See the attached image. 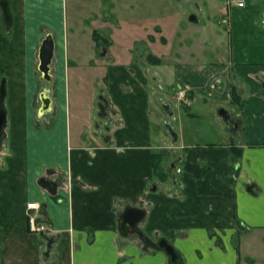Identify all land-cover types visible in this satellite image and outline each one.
Here are the masks:
<instances>
[{
  "label": "crops",
  "instance_id": "0c3cea01",
  "mask_svg": "<svg viewBox=\"0 0 264 264\" xmlns=\"http://www.w3.org/2000/svg\"><path fill=\"white\" fill-rule=\"evenodd\" d=\"M6 1L12 25L6 32L0 12V85L6 90L0 264H168L165 253L150 245L161 239L183 264L218 258L215 264H223L231 255L236 260L231 239L237 223L264 229V0H246L248 15L225 3L216 9L214 19L230 26L228 40L214 28L213 15L190 8L178 43L181 60L166 50L168 29L180 27L184 15L168 14L147 27L139 18L126 46L132 58L107 69L101 91L98 72L83 73L69 59L68 15H79L80 0ZM132 10L146 13L141 5ZM119 31L105 32L106 45ZM49 33L55 47L47 82L38 52ZM96 48L106 55L103 45ZM167 79L176 86L175 104L166 95ZM94 81L95 103L72 112L71 96L80 100L84 85ZM45 90L51 107L41 113ZM101 97L110 105L106 117ZM42 179L54 185L43 187ZM199 180L206 182L203 190L216 193H200ZM31 202L41 206L44 234L30 232ZM128 207L145 211L137 224L141 236L120 232ZM47 239L53 240L49 253Z\"/></svg>",
  "mask_w": 264,
  "mask_h": 264
},
{
  "label": "rangeland",
  "instance_id": "374dc122",
  "mask_svg": "<svg viewBox=\"0 0 264 264\" xmlns=\"http://www.w3.org/2000/svg\"><path fill=\"white\" fill-rule=\"evenodd\" d=\"M80 1L81 3L77 5V10H79L77 11V14L79 15H68L69 18L72 19L71 24L73 25L72 31H70L68 34L69 59L71 60V62H78V65L80 67L76 69H82V72H91V76L93 74L95 75V73L98 72V78H96V81H99L97 83L100 84L99 90L102 88V83L105 82L104 80L106 79V77H108L107 74H109V72L107 71V69L109 67H112V65L114 64H117L119 67L124 66L126 65V62L128 64V61H130V59L132 58V53H129L128 49H126V46L128 44H131L132 37L129 35V33L135 31L137 27L134 26V24L137 25L138 22L141 21L139 19L141 17L146 18L145 23L147 27L149 21L157 22L162 17L169 18V15H184L180 27L178 26L174 28L172 26L171 29H168V33L170 34V36H168L170 46L167 48L166 52H169L172 56L178 58V60L182 59L181 50H183L181 44H178L180 42V38H183L184 36L183 32L181 34V28L182 25H189L186 17L189 16V13L187 11H189L190 8L194 10L198 9L200 12H205L206 15H213L211 23L215 26V29L220 28L222 31H224L226 33V40H228L227 35L229 32L227 33V30H229V24H222L214 19L216 18L215 15H219L218 13H216V9H220L223 7V1L221 0H186L181 4L171 3L170 0H144V4H134L133 0ZM133 5L134 8L138 5H141V8L145 6L146 13H137L133 10L131 11ZM249 7L252 6L251 3L247 1L246 6L239 9H241L243 12L245 11L246 15H248L247 9ZM140 12L143 11L141 10ZM119 19L120 25L116 27L115 22H117V20ZM172 19L174 20V18ZM107 30H112V32H114L115 30H120L119 32H116L117 34L115 36L111 35L108 45H106L107 40L102 35V33L105 34ZM93 31L97 33L96 36L91 35ZM147 38L149 37L146 36V39ZM231 44L235 45V43ZM98 45H103L104 50L107 51L104 57L100 56L101 52L98 50V48H96ZM137 52L139 51L137 50L133 54L137 55ZM191 55L192 53H189V56ZM234 57H237V52L234 53ZM217 61L220 62V58ZM220 64L222 65V63ZM161 72L163 75L166 74L164 68ZM97 84L94 81V84L90 85L89 83H87L86 85H84V87L82 88V92H79L80 100L76 101V99H74L70 95V105L72 112L76 109V107L82 109V111H86L87 109L89 110L92 107L95 102L92 99L93 96L91 94V90L92 87L94 88V86H96ZM174 88L176 89L175 84L167 79L166 95L168 96L172 104L176 103L174 99H171V96L175 94ZM159 90L160 89L158 87L156 91L159 92ZM70 94L72 93L70 92ZM161 132L164 133L163 131ZM163 137H165V134H163ZM254 221L258 223L261 222L257 220ZM242 228V230L245 231L246 234L238 231L239 229H241V223H237V226L233 228V230L236 232L235 234L234 231L232 233L231 248L236 255V260L234 259L235 256L232 257L231 255V257L229 256L228 259L224 260L223 264H264V229L253 228L251 229V231H249V229H246L245 227ZM215 237V246L220 247V244H222V240L218 235ZM187 258L188 256L186 257V259ZM217 260L219 261L220 258H218ZM217 260H210L209 263L215 264V262H218Z\"/></svg>",
  "mask_w": 264,
  "mask_h": 264
},
{
  "label": "water",
  "instance_id": "95a60500",
  "mask_svg": "<svg viewBox=\"0 0 264 264\" xmlns=\"http://www.w3.org/2000/svg\"><path fill=\"white\" fill-rule=\"evenodd\" d=\"M0 12L2 15L3 26L6 32H9L12 25V16L9 9V4L6 0H0ZM189 21L195 22V18L193 15L190 16ZM54 41L52 35L49 33L45 36L42 40L38 52V70L40 71L42 78L45 79L47 82L51 80V64L53 62L54 57ZM5 84L2 83L0 86V145L2 140L5 138L4 128L6 126V111L4 108V98H5ZM41 113L46 112L51 107V100L48 97V92H45L41 95ZM169 132L174 136V132L169 130ZM40 184L43 187L54 185V183L47 182L45 179L40 181ZM247 189H251V186H247ZM45 211H42L44 214ZM145 211L137 208L128 207L123 212L120 218V232L122 234H126L129 231L137 232L140 236L142 235L139 233L137 228V224L144 218ZM48 241V253L50 252L53 240L47 239ZM149 244V242H147ZM150 245L156 249L161 250L165 253L168 258V264H183L181 261L180 254L175 250V248L168 243L165 239H161L158 241L157 244L151 243Z\"/></svg>",
  "mask_w": 264,
  "mask_h": 264
},
{
  "label": "built area",
  "instance_id": "2783aa9c",
  "mask_svg": "<svg viewBox=\"0 0 264 264\" xmlns=\"http://www.w3.org/2000/svg\"><path fill=\"white\" fill-rule=\"evenodd\" d=\"M225 3L229 4H237L239 7L244 6V1L242 0H222ZM27 209L30 210H35L38 211L39 205L35 202H31L27 205ZM38 216L28 214V223H29V229L30 232L36 233V234H43L46 231V225L43 222L38 221Z\"/></svg>",
  "mask_w": 264,
  "mask_h": 264
},
{
  "label": "flooded vegetation",
  "instance_id": "af4514ba",
  "mask_svg": "<svg viewBox=\"0 0 264 264\" xmlns=\"http://www.w3.org/2000/svg\"><path fill=\"white\" fill-rule=\"evenodd\" d=\"M191 16V15H190ZM104 37H105V39L107 40V37H106V35H104V34H102ZM104 49V48H103ZM102 98V97H101ZM102 101H103V103L101 102V105L99 104V111H101V113H102V115L103 116H107V112H106V110H108L109 108H110V105L108 104V103H106V101L102 98ZM219 110H221V117L223 118V120L224 121H226V123L227 122H230V125H229V123H228V126H229V128H231V130H234V129H236V123L235 122H233L232 120H229V114H226L225 113V110L223 109H219ZM174 130V128L172 127V126H170V130ZM173 140H176V135L174 134V136H173ZM172 167H174L175 168V163H173V165H172ZM243 228H242V225H241V229H239L238 231H240L241 233H245L246 234V232L245 231H243L242 230ZM243 231V232H242ZM240 241V240H239ZM239 257V256H238Z\"/></svg>",
  "mask_w": 264,
  "mask_h": 264
},
{
  "label": "trees",
  "instance_id": "16d2710c",
  "mask_svg": "<svg viewBox=\"0 0 264 264\" xmlns=\"http://www.w3.org/2000/svg\"><path fill=\"white\" fill-rule=\"evenodd\" d=\"M96 34H97L96 32H93V36H96ZM197 176H200L201 177V173L200 174L197 173ZM199 183H200V186H199L200 193H210V194H215L216 193L215 190H212V189H209V188H208V190H203L202 189V185L203 184H206L205 181L199 180Z\"/></svg>",
  "mask_w": 264,
  "mask_h": 264
}]
</instances>
